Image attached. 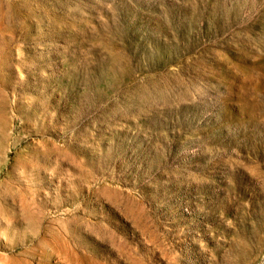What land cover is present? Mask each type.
<instances>
[{
    "label": "rangeland",
    "instance_id": "1",
    "mask_svg": "<svg viewBox=\"0 0 264 264\" xmlns=\"http://www.w3.org/2000/svg\"><path fill=\"white\" fill-rule=\"evenodd\" d=\"M0 264H264V0H0Z\"/></svg>",
    "mask_w": 264,
    "mask_h": 264
}]
</instances>
